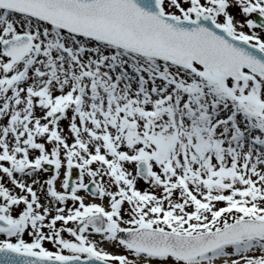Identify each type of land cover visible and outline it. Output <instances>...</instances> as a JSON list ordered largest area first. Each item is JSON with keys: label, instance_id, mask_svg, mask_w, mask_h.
<instances>
[{"label": "snow or ice", "instance_id": "6c2138e0", "mask_svg": "<svg viewBox=\"0 0 264 264\" xmlns=\"http://www.w3.org/2000/svg\"><path fill=\"white\" fill-rule=\"evenodd\" d=\"M0 264H264V0H0Z\"/></svg>", "mask_w": 264, "mask_h": 264}, {"label": "rangeland", "instance_id": "374dc122", "mask_svg": "<svg viewBox=\"0 0 264 264\" xmlns=\"http://www.w3.org/2000/svg\"><path fill=\"white\" fill-rule=\"evenodd\" d=\"M109 251H115V249L109 250Z\"/></svg>", "mask_w": 264, "mask_h": 264}]
</instances>
